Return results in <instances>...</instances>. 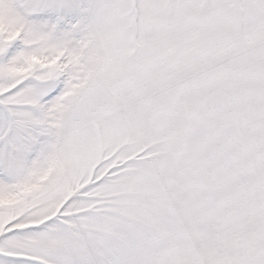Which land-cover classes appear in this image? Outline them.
<instances>
[{
	"label": "snow or ice",
	"instance_id": "1",
	"mask_svg": "<svg viewBox=\"0 0 264 264\" xmlns=\"http://www.w3.org/2000/svg\"><path fill=\"white\" fill-rule=\"evenodd\" d=\"M0 264H264V0H0Z\"/></svg>",
	"mask_w": 264,
	"mask_h": 264
}]
</instances>
